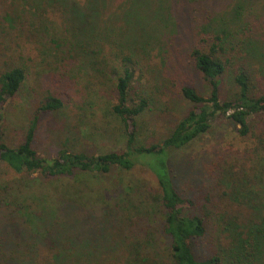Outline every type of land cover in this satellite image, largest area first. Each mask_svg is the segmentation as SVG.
Masks as SVG:
<instances>
[{"label": "rangeland", "instance_id": "obj_1", "mask_svg": "<svg viewBox=\"0 0 264 264\" xmlns=\"http://www.w3.org/2000/svg\"><path fill=\"white\" fill-rule=\"evenodd\" d=\"M86 2L76 0V5L84 6ZM4 5L0 0L1 13ZM98 6L105 26L102 22L99 41L103 45L102 54L109 60L111 76L94 75L82 62L85 56L78 52L73 60H61V53L50 48L45 38L43 44H37L26 37L14 38L13 32L0 33L2 66L23 63L28 67L19 93L5 108L4 138L11 145L23 139L39 101L48 93L57 92L65 103L61 109L42 117L35 142L41 156L55 157L65 147L97 154L126 151L123 124L111 111L116 101L113 91L116 77L112 72L121 73L118 53L122 47L140 58L136 85L150 103L138 120V143L160 142L192 108L193 104L181 92L184 85L196 87L206 97L210 94L206 81L188 55L202 33H225L223 44L233 61L223 79V98H231L239 91L234 79L235 66H244L258 86L253 91L264 90V0H99ZM122 8L136 23L128 37L127 33L119 37L111 31L115 23L122 25L119 16ZM142 24H146L143 33L138 30L135 34L141 27L137 25ZM123 27L128 25L124 23ZM55 30L60 31V27ZM117 40L118 48L111 42ZM249 122L250 135L242 137L234 124L220 117L209 132L174 152L171 162L177 185L189 191L199 190L211 181V167L217 170L226 161L236 166L241 161V166L246 164L250 169L258 157L244 156L247 147L253 149L258 145L254 137L259 141L256 137L264 122L260 116H253ZM155 181L154 173L142 162L130 171L115 169L104 176L50 180L40 178L38 173L15 174L0 162V197L5 203L0 208V242L8 253L12 248L28 249L35 255L32 259L39 262L49 259L45 257L77 259L80 256L88 264H95V259L103 255L107 259L119 255L120 245L113 246L117 226H108L105 221L124 218L120 227L125 230L123 235L128 236L129 244H137L146 233L138 235V224L130 225L126 215L137 222L136 218L144 213V228L160 239L156 249L162 253L168 242L161 232L157 231V235L155 232L160 215L154 214L160 208L152 193ZM63 203L69 208L63 209ZM107 213L112 216L108 218ZM77 242L80 246H72ZM56 243L60 256L55 250ZM196 245L201 253L208 250L205 241ZM66 247L68 250L63 249ZM112 250L111 255L108 251Z\"/></svg>", "mask_w": 264, "mask_h": 264}, {"label": "trees", "instance_id": "obj_2", "mask_svg": "<svg viewBox=\"0 0 264 264\" xmlns=\"http://www.w3.org/2000/svg\"><path fill=\"white\" fill-rule=\"evenodd\" d=\"M1 2L5 7L0 12V33L13 32L14 38L26 37L27 41L37 44H43L41 41L45 38L50 48L61 53V60H73L78 52L85 56L82 62L94 75L111 76L108 72L111 69L109 60L102 54L103 45L99 41L102 38L100 30L103 22L99 0H87L84 6H77L76 0ZM124 11L122 8L119 15L122 25L115 23L111 30L119 37L123 33H127L128 37L136 24L133 22L134 17ZM124 23L128 28L123 27ZM144 25H137L141 27L136 29L135 34L138 30L142 34ZM56 27H60V31H56ZM224 36L223 31L202 33L188 50L189 58L194 68L202 74L210 94L206 97L196 87L184 85L181 92L193 104L192 108L178 120L167 136L151 145L137 141L139 117L150 104L149 98L136 85L140 58H135L136 55L133 56L130 49H120L121 73L111 71L116 77L113 80L116 101L111 111L120 119L125 130L127 149L124 152L97 154L71 151L65 147L59 149L55 157L41 156L35 142L42 117L61 109L65 103L57 92H50L39 101L23 139L16 145L8 143L4 138L5 108L19 93L27 78L28 67L23 63H9L3 67L0 63V162L15 174L38 173L40 178L46 180L67 177L86 179L90 175H108L115 169L130 171L138 162H142L155 175L152 193H155V200H158L160 206L154 211V214H160L155 232L156 235L157 231L161 232L167 240L166 249L162 253L156 249L160 239L152 234V230L144 228V213L136 218L137 222L134 217L126 215L130 225L138 224V235L146 233L138 239L137 244H129L128 236L123 235L125 230L121 229V225L124 224V218H109L112 214L107 213L109 220L105 224L117 226L113 246L120 245L119 255L112 256L113 259L103 255L95 259V264H264V127L256 137L259 141H255L254 137L258 145L253 149L247 147L244 158L258 157L250 169L246 164L241 166V161L239 166L226 161L219 164L217 170L211 167V181L195 191H189L183 185L179 187L172 169L173 153L209 132L218 118L229 120L242 137L250 135L249 120L253 116H260L264 122V90L253 91L258 86L251 81L244 66L234 67V79L239 87L237 94L231 98L222 97L223 79L233 61L224 47ZM111 42L118 48V40ZM4 206V198L0 197V208ZM62 207L69 208L65 203ZM202 241L208 246L205 253H201V248L196 245ZM73 245L77 247L80 243ZM58 247L56 243L55 250L57 256H60ZM63 249L68 250V247ZM108 253L112 255L113 250ZM128 255L129 259H126ZM34 256L28 249L21 251L12 248L8 253L0 242V264H13L17 261L21 264H88L80 256L77 259L45 257L49 258L45 262L32 259Z\"/></svg>", "mask_w": 264, "mask_h": 264}]
</instances>
